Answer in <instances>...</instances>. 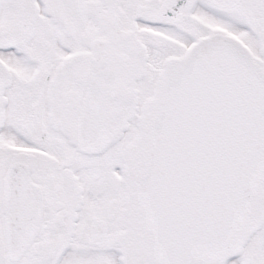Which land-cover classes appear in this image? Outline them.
<instances>
[{"label": "snow or ice", "instance_id": "snow-or-ice-1", "mask_svg": "<svg viewBox=\"0 0 264 264\" xmlns=\"http://www.w3.org/2000/svg\"><path fill=\"white\" fill-rule=\"evenodd\" d=\"M0 264H264V0H0Z\"/></svg>", "mask_w": 264, "mask_h": 264}]
</instances>
